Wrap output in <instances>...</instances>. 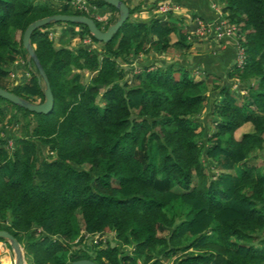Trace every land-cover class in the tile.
Instances as JSON below:
<instances>
[{
	"label": "trees",
	"instance_id": "16d2710c",
	"mask_svg": "<svg viewBox=\"0 0 264 264\" xmlns=\"http://www.w3.org/2000/svg\"><path fill=\"white\" fill-rule=\"evenodd\" d=\"M88 1L116 12L104 0ZM122 1L128 16L106 41L71 21L30 32L53 105L35 112L0 96V228L17 239L27 264L84 257L95 264L169 257L172 264H264V170L248 161L264 150V0H217L244 58L240 66L232 60L224 83L204 72L216 89L212 100L205 77L193 78L183 64L133 70L139 54L189 42L170 11L137 18L141 0ZM51 13L89 15L101 28L116 18L101 22L70 0H0V87L31 101L43 98L32 61L23 81L7 87L5 77L17 56L28 59L25 25ZM58 23L61 35L79 33L100 47H55L49 27ZM81 69L91 72L86 82ZM203 107L211 128L200 126ZM6 115L17 129L4 127ZM245 122L251 129L240 131Z\"/></svg>",
	"mask_w": 264,
	"mask_h": 264
},
{
	"label": "rangeland",
	"instance_id": "374dc122",
	"mask_svg": "<svg viewBox=\"0 0 264 264\" xmlns=\"http://www.w3.org/2000/svg\"><path fill=\"white\" fill-rule=\"evenodd\" d=\"M54 1H56V0H54ZM85 1H86V3H89L88 0H85ZM136 1H138V0H130V5H132ZM210 1L214 2L213 4H210V2H209V4H210V7L213 9L212 13L214 14L215 17L210 19V20H208L206 18H203L204 19L203 22H205L207 25H211L212 23H215L216 19H224V20H226L225 13L224 14L223 13L220 14V11H221L220 3L212 1V0H210ZM71 5L73 7H75L74 6L75 4L74 5L71 4ZM148 6L149 5H147L146 8H148ZM170 12L172 14V17H176L177 19L179 17H181V18H183L182 20H184V22H185V23H182V25L184 24V26H185V28L183 26V30H185L186 33L189 35L187 37V40H188V42L190 41V43H189L190 47L188 46V48L186 49V51L188 52L186 54H189L190 53L189 51H191L192 55L194 54L193 52H202L200 50H203V47H205V45L204 44L202 45V41H198L197 39H201V38L203 39V38H209V37L212 38V39L214 38L216 41L218 40L217 44L219 46V45H222L224 43L225 38L227 39L228 37H231V36L233 37L232 34L229 35V34H226V33L221 34L219 37L216 36L215 34L214 35L211 34V33L207 34V32L206 33L205 32L204 33H197L196 28L193 29L194 26L192 27V22H190L191 21L190 17H191V15L200 17V15L196 14L195 12H192L191 9H189L185 5L179 6L178 10L175 11L174 13L172 11H170ZM113 13L115 15L117 14L116 12H114V11L112 12V10H110V14L113 15ZM107 18H108V16H107ZM61 26H62V24L58 23V24H52L49 27V35H50V37L52 39L53 45L56 47V46L65 44V45L70 46L74 50L79 43H82V39H83L84 36H80L79 33H75V34L74 33H72V34L71 33H66V34L61 35L60 34ZM75 27H77V26H75ZM75 30H79V27H78V29L75 28ZM16 36H18V32H16ZM190 37H195V38H190ZM171 39H174V35L173 34L171 35ZM192 44H194L195 46L192 45ZM234 44H235V41H234ZM169 48H171V50H174L175 46L171 45V46H169ZM221 48H223V47H221ZM204 49L206 50L207 48L205 47ZM150 52L152 53V51L149 50V52L147 54H150ZM233 56H234V52H233ZM187 58H189V57H187ZM137 59H140V60L142 59L144 61V60H146V57L139 56V58H137ZM135 61H136V59H135ZM153 65H155L154 62L152 64V66ZM214 65L217 67V64H214ZM123 66L126 68L128 65H126V66L123 65ZM126 69H127V73H129V71H128L129 68H126ZM31 70H33L32 69V65L30 63L29 64L27 63V57L26 58H22L21 56H17L16 59L9 65V70H8V73H7L6 77H5V81H6L7 87H10L12 83H17V82L23 81L28 76V73ZM79 71H80V81L81 82H86L88 80L91 72L86 70V69H81ZM128 76H129V74L127 75V77ZM199 77L201 78L203 76L200 75ZM206 78H209V76L204 78L206 80V86H207V90L204 91V93L208 94L209 95V99L212 100L210 96H213V98H214L215 95H216V90H214V91L210 90L211 83ZM215 81H217V79ZM230 86L231 87H236L237 86V82H236L235 79H232L230 81ZM211 91H213V92H211ZM240 92H241V90H240ZM206 111H207V109L203 107L202 110L200 111V114H198L199 115L198 118H199L200 124H201L200 126L201 127L202 126L203 127L204 126H209L211 128V121L208 119L209 117L206 115ZM7 114H8V112H7ZM6 117H7V115L2 120V123H3L4 127L11 129V131H13L14 129H17L18 128V127H16L17 125H15V126L13 125L12 126V125H10L9 123H7L5 121ZM14 127H16V128H14ZM1 133H3V132L0 131V134ZM7 143H8V140H7ZM201 160L204 162V164L207 167V169H209V172H213L215 170V168L212 167V164H211L212 162L205 160L203 156H201ZM248 161H251V162H253L255 164H258L261 167V169L264 170V150H256V151H254L253 156L250 157ZM230 171H233V170H230ZM111 233L112 232H110L108 234H111ZM71 246H73L72 248H76L78 246V244L72 243ZM180 253H181V250L176 252V254H180ZM172 259H173L172 257H169V258L164 259L163 262H164V264H172V262H173ZM0 264H13V252H12L10 246L4 240H0Z\"/></svg>",
	"mask_w": 264,
	"mask_h": 264
},
{
	"label": "crops",
	"instance_id": "0c3cea01",
	"mask_svg": "<svg viewBox=\"0 0 264 264\" xmlns=\"http://www.w3.org/2000/svg\"><path fill=\"white\" fill-rule=\"evenodd\" d=\"M159 1L160 0H141L138 9L133 11L132 13L133 16L137 18L138 17L147 18L150 14L158 15L154 12L153 8L156 6L157 2ZM173 1L178 3L179 6L182 5L187 6L189 9H191L192 12H195L196 14L200 15V17L202 18H206L210 20L215 17L214 14L212 13L213 9L210 7V4H213L214 2H211L210 0H173ZM212 1L218 2L217 0H212ZM147 5H149L148 8H146ZM94 11L100 14H107L108 17L111 15L110 10L106 7L105 8L96 7ZM220 14H222V10L220 11ZM178 19H180L182 23H185L184 20H182L183 18L179 17ZM75 28L78 29V26ZM188 36L189 35L187 34V37ZM190 38H195V37H190ZM197 40L202 41V45L204 44L207 49L205 50L204 49L205 47H203V50H200L202 52H193L194 53L193 55L191 51H189L190 52L189 54H186L188 52L186 51L185 48L177 49L176 46L174 50L168 48L164 52H156L152 49H149L152 51V53L150 52V54H147L149 51H147L146 53H141L135 58L136 61L135 59L132 60L131 65L132 67H134L133 70H137L136 67L137 64H144V63L153 64L154 62L155 64H160V63L183 64L187 66L190 69V71H192V76L195 79L200 78L199 77L200 75L205 77L204 72H207L209 74H214L215 76L218 77L217 81H215L216 79L214 80L216 83H220V82L224 83L225 72L233 60V52H234L233 47L235 46L234 44L235 38H233L232 36L228 37L227 39L225 38L224 43L219 46L217 44L218 40L216 41L214 38L212 39L209 37V38H203V39L201 38ZM91 44L94 46L95 49L100 47V45L97 44L96 42H93ZM139 56L146 57V60L143 61L142 59L141 60L137 59L139 58ZM214 64H217V67ZM211 77L212 76H210V78ZM210 78H206V79L210 81L211 80ZM211 82L212 81H210V83ZM212 90L214 91L216 89H212ZM210 97L211 99L213 98V96ZM250 129L251 126L247 122L243 123L240 126V130L243 131H248Z\"/></svg>",
	"mask_w": 264,
	"mask_h": 264
},
{
	"label": "water",
	"instance_id": "95a60500",
	"mask_svg": "<svg viewBox=\"0 0 264 264\" xmlns=\"http://www.w3.org/2000/svg\"><path fill=\"white\" fill-rule=\"evenodd\" d=\"M104 1L113 5L116 8L117 13L116 18L112 22L108 23L104 28L98 27L91 16L80 13H51L29 21L22 30L21 44L28 55L27 63L29 64L30 61L33 62L37 71L36 77L38 80L41 79L43 83V98L41 101H31L3 87H0V96L30 111L42 113L48 112L53 105V96L49 88L47 77L30 43V32L34 28L49 21H71L84 24L88 32L96 40L106 41L110 38L111 34L120 26V24L127 18L128 6L122 0ZM0 237L9 244L13 252V264H27L24 258L23 249L17 239L13 236V234L3 228H0ZM68 264H95V262L91 258L84 257L72 259L68 262Z\"/></svg>",
	"mask_w": 264,
	"mask_h": 264
},
{
	"label": "built area",
	"instance_id": "2783aa9c",
	"mask_svg": "<svg viewBox=\"0 0 264 264\" xmlns=\"http://www.w3.org/2000/svg\"><path fill=\"white\" fill-rule=\"evenodd\" d=\"M89 2V1H88ZM70 4H75L74 6L78 9H81L86 12H90L91 14L94 15V17L101 21L105 22L107 20V14H100L94 11L97 6H95L92 3H86L85 0H70ZM179 5L173 1V0H160L157 2L156 6L153 8L154 12L158 15H164L167 11H172L175 12L178 10ZM192 22V27L193 29L196 28L197 33H211L215 34L216 36H220L223 33L229 34V35H235L236 33V27L233 23L228 22L227 20L224 19H216L215 23H212L211 25H207L202 17L199 16H191L190 17ZM193 33V32H192ZM234 37V36H233ZM82 42L85 44H88L90 46H93L91 43L92 41L88 36H84L82 39ZM237 42L235 41V46H234V56H233V61L237 66H240L241 63L243 62L244 54L243 50L240 46H237ZM241 92H243V89H240ZM11 144V141L8 140V145ZM93 241H95L98 236L94 234L93 236Z\"/></svg>",
	"mask_w": 264,
	"mask_h": 264
}]
</instances>
